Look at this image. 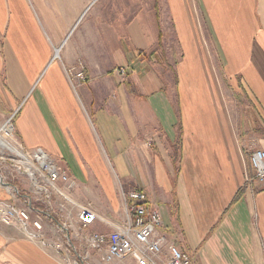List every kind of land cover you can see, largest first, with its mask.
<instances>
[{
	"label": "crops",
	"instance_id": "0c3cea01",
	"mask_svg": "<svg viewBox=\"0 0 264 264\" xmlns=\"http://www.w3.org/2000/svg\"><path fill=\"white\" fill-rule=\"evenodd\" d=\"M48 1L0 0V109L15 115L17 146L45 149L77 178L75 199L112 221L127 192L144 191L194 264H264L248 133L255 119L264 126V0ZM79 59L90 81L76 88L65 68ZM127 65L121 82L113 70ZM246 94L262 117H239ZM256 141L264 147V133ZM0 200H11L3 186ZM59 253L0 221V264H63Z\"/></svg>",
	"mask_w": 264,
	"mask_h": 264
},
{
	"label": "built area",
	"instance_id": "2783aa9c",
	"mask_svg": "<svg viewBox=\"0 0 264 264\" xmlns=\"http://www.w3.org/2000/svg\"><path fill=\"white\" fill-rule=\"evenodd\" d=\"M59 48L61 50L62 45L55 47V54ZM143 55L142 51L137 50L134 54L135 63ZM54 59H56L55 56ZM131 69L130 65L119 66L113 70V74L124 82ZM66 71L71 84L76 88L90 81L87 65L82 59ZM22 152L23 156L18 155L22 159L21 164L24 165L25 173L41 195V198H37L35 202L43 205L47 203L50 210L33 206L34 199L27 195L29 208L0 200V221L4 225L14 226L16 225L14 223L18 222L24 227L29 238L37 239L41 234L30 230V227L42 230L44 216L55 219L54 215L52 216L54 208L52 201L56 197L59 199L62 220L61 218L59 219L61 221L55 220L68 245L74 247L72 241L75 238H83L89 251L99 255L103 264H194L192 256L175 242H171L161 231L162 215L158 209L150 205L144 191L133 189L127 192L126 219L123 222L112 221L99 214L90 203H82L75 199L73 191L79 185L78 180L66 169L60 167L45 149L38 147L29 152L22 149ZM251 162L255 178H250V183L264 187V149H255L251 154ZM4 183L0 177V184ZM14 190L18 192V188ZM33 212L37 215L35 219H31ZM73 217L76 222H73ZM98 222L109 230L107 232L84 231L85 233L80 235L78 229H89ZM54 246L60 249L57 243H54ZM87 255L90 256V254Z\"/></svg>",
	"mask_w": 264,
	"mask_h": 264
},
{
	"label": "rangeland",
	"instance_id": "374dc122",
	"mask_svg": "<svg viewBox=\"0 0 264 264\" xmlns=\"http://www.w3.org/2000/svg\"><path fill=\"white\" fill-rule=\"evenodd\" d=\"M27 1L31 9H45V5H41V3H44V1L46 0H27ZM48 2L49 1L47 0L46 3ZM113 2H115V0H97V2L93 5L92 9H104L107 7L113 9L114 8ZM135 52L136 50L134 51V53ZM142 52L144 53V51ZM54 56H55V51L53 54V58ZM143 57H145V53ZM146 58L150 60V58L147 57V55H146ZM57 59H61V57L56 58L55 60ZM68 68L69 67H66L65 69L67 70ZM209 73H210V67L209 65L206 64V67L204 68V82L206 86L210 88L211 90L210 97L212 98V101L215 102V105L213 107L214 117L217 118L218 120V129L222 131L223 133H226L227 126H226L225 118L223 116V112H222L223 110L218 109V92L211 84L213 79L211 78ZM243 97H244V102H247V104H249L248 107L250 108V110H244V111L240 110L239 117L241 119L243 118L245 119L246 117L252 118V116L253 118L262 117L261 116L262 113L260 109L257 106H254L251 103L249 98H248L249 100L247 101V94L244 95ZM0 105H2L1 102H0ZM175 111L177 112V107L175 108ZM218 113H219V116H218ZM176 114H178V112ZM14 116L15 115L12 116V115H9L8 113H3V111L0 109V140L2 139L4 141H7L8 143H10L13 147L17 149V151L14 152L8 147H5L0 143V177L4 180V182L10 183L13 186H6L5 184H0V185L7 188V191L11 197L10 202H8L9 204H14L19 207L29 208V204L27 202L28 198H26V195H27V196H30L32 199H34L33 206H36L37 208L42 206V208L44 209L46 208L47 210L49 208L47 203L45 205L40 203L42 204L40 205L39 203L35 202L37 198H41L40 192L35 188V186H33L31 179L25 173L24 165L21 164L22 159L18 156L20 155L19 152H21L22 149L20 147H19L20 149L18 148L17 144L14 141V137L12 135L13 127H14L12 126ZM9 120H11V122ZM255 121H256V124L253 126L254 129L252 128V130L248 132L249 135L251 136L249 137L250 143L253 144V147L251 146L250 154H252V152L257 148L264 149V147H262L261 144L258 141H256L258 137H262L264 133V126L260 124V120L255 119ZM240 128H241L240 129L241 131L242 130L246 131L248 127L241 126ZM15 187L18 188V192L14 190ZM175 199H177L176 196H175ZM52 206L54 207L52 209L53 211L52 216L54 215L55 219L59 220L61 217H60V212H59V199L58 198L56 197L53 198ZM176 211L179 212L177 208H176ZM177 212H175V208H174L175 216L177 215ZM36 216L37 215L34 212L31 213V219H35ZM112 217L114 218L115 221H118V222H123L126 219L125 208L123 207V205H121L118 213L113 214ZM43 218H44V222H43L44 227L42 230H37L35 228L34 230L32 227H30V230L34 231L35 233L41 234V236H39L37 239H39L42 243L46 242L48 246L60 252L59 257L61 261L63 262V264H103L100 260L99 255H97L94 251H89V249L85 245L83 238L81 237L75 238V240L72 241L74 243V247L73 246L70 247L67 243L65 236H63V233L60 231L57 225V221L49 216H44ZM72 220L73 222H76L75 217H73ZM17 223L18 222L14 223L16 224L14 225V227H18L21 233H23L24 235L28 237V235L26 234V231L24 230V227L20 223L18 224ZM96 229L97 228L95 226H91L89 229H84V230L78 229V230L81 235L88 231H96ZM170 241L173 242L172 240ZM54 243L55 244L57 243L60 249H57L54 246ZM87 254H90V256L88 257Z\"/></svg>",
	"mask_w": 264,
	"mask_h": 264
},
{
	"label": "bare ground",
	"instance_id": "6f19581e",
	"mask_svg": "<svg viewBox=\"0 0 264 264\" xmlns=\"http://www.w3.org/2000/svg\"><path fill=\"white\" fill-rule=\"evenodd\" d=\"M60 57V48L58 49L57 53L55 54V58H59ZM0 143L5 146V147H8L9 149H11L12 151L16 152L17 149L15 147H13L10 143H8L7 141H4V140H0ZM259 149V148H257ZM21 151V150H20ZM19 156H23V152H19ZM73 176V175H72ZM76 178V177H75ZM77 179V178H76ZM13 186V185H12Z\"/></svg>",
	"mask_w": 264,
	"mask_h": 264
},
{
	"label": "water",
	"instance_id": "95a60500",
	"mask_svg": "<svg viewBox=\"0 0 264 264\" xmlns=\"http://www.w3.org/2000/svg\"><path fill=\"white\" fill-rule=\"evenodd\" d=\"M6 186H12V184H10V183H4ZM16 188V187H15ZM17 189V188H16Z\"/></svg>",
	"mask_w": 264,
	"mask_h": 264
},
{
	"label": "trees",
	"instance_id": "16d2710c",
	"mask_svg": "<svg viewBox=\"0 0 264 264\" xmlns=\"http://www.w3.org/2000/svg\"><path fill=\"white\" fill-rule=\"evenodd\" d=\"M179 159V157L176 158V160ZM40 206V205H39ZM39 209H43L42 206L38 207Z\"/></svg>",
	"mask_w": 264,
	"mask_h": 264
}]
</instances>
